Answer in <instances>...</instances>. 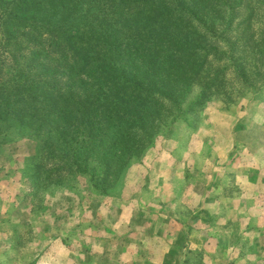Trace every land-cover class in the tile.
Segmentation results:
<instances>
[{"label": "rangeland", "instance_id": "1", "mask_svg": "<svg viewBox=\"0 0 264 264\" xmlns=\"http://www.w3.org/2000/svg\"><path fill=\"white\" fill-rule=\"evenodd\" d=\"M236 16L251 27L243 72L201 52L197 81L104 189L95 159L76 167L68 145L1 123L0 264H264V0ZM12 43L0 75L17 76Z\"/></svg>", "mask_w": 264, "mask_h": 264}, {"label": "trees", "instance_id": "2", "mask_svg": "<svg viewBox=\"0 0 264 264\" xmlns=\"http://www.w3.org/2000/svg\"><path fill=\"white\" fill-rule=\"evenodd\" d=\"M242 2L0 0V53L17 44V76L13 65L0 75V126L31 124L39 144L68 145L84 170L95 159L104 189L197 81L201 52L243 72L237 57L253 43L250 25L236 24Z\"/></svg>", "mask_w": 264, "mask_h": 264}]
</instances>
